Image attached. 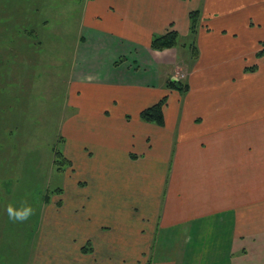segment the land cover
<instances>
[{
	"label": "crops",
	"instance_id": "1",
	"mask_svg": "<svg viewBox=\"0 0 264 264\" xmlns=\"http://www.w3.org/2000/svg\"><path fill=\"white\" fill-rule=\"evenodd\" d=\"M86 1L70 55L68 104L78 124L63 149L74 178L54 196L71 218L64 257L81 250L84 264H264V20L254 19L264 0ZM169 29L179 44L152 48L153 35ZM182 72L188 88H171ZM33 78L21 85L27 109ZM164 96V123L143 120L141 110Z\"/></svg>",
	"mask_w": 264,
	"mask_h": 264
},
{
	"label": "rangeland",
	"instance_id": "2",
	"mask_svg": "<svg viewBox=\"0 0 264 264\" xmlns=\"http://www.w3.org/2000/svg\"><path fill=\"white\" fill-rule=\"evenodd\" d=\"M86 3L0 0L6 7L0 10V180L12 181L0 182V264H62L69 259L74 264L85 262L81 250L76 259L73 255L64 257L72 235L71 218L69 207L63 200L55 201L54 196L58 187L64 193L65 183L73 181L74 170L69 166L57 169L54 148L63 151L68 132L74 128L71 124H78L76 117L70 121L74 112L68 104L70 55L86 22ZM257 14L254 19L264 20V11ZM262 46L254 47L257 58L248 64L252 71L259 68ZM21 66L34 69V74L33 70L21 74ZM31 75L35 84L27 109L29 90H22L21 85L27 86ZM185 76V72L178 74L180 79ZM126 107L133 108L129 104ZM247 110L255 113L257 106L249 102ZM65 189L69 191L67 184ZM45 198L49 200L44 202ZM9 204L18 210L30 205L34 215L14 222L7 215ZM55 210L62 212L55 214ZM86 228L89 233L94 229ZM115 237L122 238L121 233Z\"/></svg>",
	"mask_w": 264,
	"mask_h": 264
},
{
	"label": "trees",
	"instance_id": "3",
	"mask_svg": "<svg viewBox=\"0 0 264 264\" xmlns=\"http://www.w3.org/2000/svg\"><path fill=\"white\" fill-rule=\"evenodd\" d=\"M2 19V18H1ZM0 19V23H1ZM200 19V12L198 10H193L190 12V24H191V34L195 35L198 29L199 20ZM3 20V19H2ZM5 21H2V24ZM30 38V37H29ZM180 42V35L179 32L175 29H169L164 33L155 34L152 37L150 46L157 50H162L166 48L176 47ZM193 48L194 55L198 52L194 43H190ZM169 86L171 88L179 89L181 91H185L187 87V83L182 81L181 79L177 81H170ZM167 101V96H164L158 102L144 108L140 112V117L149 122H155L157 124L164 123V105ZM54 164L56 165L58 170H63L66 167L70 166L71 160L67 158L64 152L58 148H54ZM61 190L60 188L56 189L55 191L58 192Z\"/></svg>",
	"mask_w": 264,
	"mask_h": 264
},
{
	"label": "clouds",
	"instance_id": "4",
	"mask_svg": "<svg viewBox=\"0 0 264 264\" xmlns=\"http://www.w3.org/2000/svg\"><path fill=\"white\" fill-rule=\"evenodd\" d=\"M22 209H15L11 204H9L6 209L9 219L14 222H24L34 215V210L30 205L26 208L23 207Z\"/></svg>",
	"mask_w": 264,
	"mask_h": 264
}]
</instances>
